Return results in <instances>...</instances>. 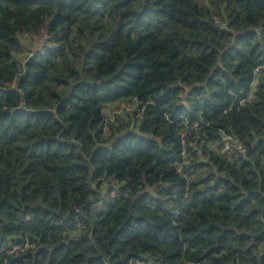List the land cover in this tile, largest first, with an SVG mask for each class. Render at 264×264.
<instances>
[{
  "label": "trees",
  "instance_id": "1",
  "mask_svg": "<svg viewBox=\"0 0 264 264\" xmlns=\"http://www.w3.org/2000/svg\"><path fill=\"white\" fill-rule=\"evenodd\" d=\"M0 246L264 264V0H0Z\"/></svg>",
  "mask_w": 264,
  "mask_h": 264
},
{
  "label": "built area",
  "instance_id": "2",
  "mask_svg": "<svg viewBox=\"0 0 264 264\" xmlns=\"http://www.w3.org/2000/svg\"><path fill=\"white\" fill-rule=\"evenodd\" d=\"M45 38H46V36L43 39H45ZM46 46H49V41H47L46 44H43L42 43V45L40 46L39 52L41 54H43V51H44V49H45ZM256 73H257V77H259L260 76V72L259 71H256ZM128 107H130V106H128ZM128 107H125L124 106L123 109L129 110ZM183 139H184V135H183ZM219 153H220V155L224 156L227 159H238V158H240L245 153V148H244V146L242 144L238 143L233 137H230V136H226L225 135L223 137V139H222L221 144H220ZM187 156H184V159H183L185 161L184 162V165L186 163ZM189 178L190 177L188 176V179ZM4 250H5V248L2 247V246H0V254Z\"/></svg>",
  "mask_w": 264,
  "mask_h": 264
},
{
  "label": "rangeland",
  "instance_id": "3",
  "mask_svg": "<svg viewBox=\"0 0 264 264\" xmlns=\"http://www.w3.org/2000/svg\"><path fill=\"white\" fill-rule=\"evenodd\" d=\"M25 42H28V41H25ZM37 47H38V43L37 42H33V43H28L26 48L30 49L31 51H37L40 48V47L39 48H37ZM259 77H261V73H260ZM256 89L257 88H255V91H256ZM125 107H128V106H125ZM118 108H120V107H118ZM128 108H129V110H125V112H123V114L118 113L119 109H116V110L109 109V110H107L106 111L107 119L109 121L113 122V124L115 126H118L119 121H123L124 124H127L129 122V120H131V117H132V115H130V114L133 113L132 108L131 107H128ZM189 160H190V157L186 159L185 166H187L189 164ZM190 178H192V176Z\"/></svg>",
  "mask_w": 264,
  "mask_h": 264
}]
</instances>
